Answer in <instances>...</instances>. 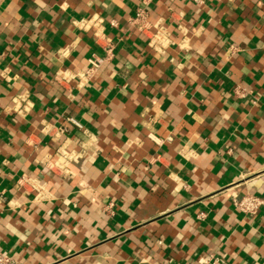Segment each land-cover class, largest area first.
<instances>
[{"label": "crops", "instance_id": "obj_1", "mask_svg": "<svg viewBox=\"0 0 264 264\" xmlns=\"http://www.w3.org/2000/svg\"><path fill=\"white\" fill-rule=\"evenodd\" d=\"M248 193L264 197V0H0L12 264H264Z\"/></svg>", "mask_w": 264, "mask_h": 264}, {"label": "built area", "instance_id": "obj_2", "mask_svg": "<svg viewBox=\"0 0 264 264\" xmlns=\"http://www.w3.org/2000/svg\"><path fill=\"white\" fill-rule=\"evenodd\" d=\"M196 2H203L204 0H194ZM146 19V11L145 10H139L137 17L135 19L136 22L141 23L144 22ZM111 48L108 49V52L110 53ZM106 58H100L95 57L91 58L90 61V68L88 72H92L95 69H98L101 67V65L104 63ZM235 207L243 212V213H256L262 205H264V197H260L254 194H245L241 196L240 198L235 199L234 201ZM0 264H12V258L3 252H0Z\"/></svg>", "mask_w": 264, "mask_h": 264}]
</instances>
